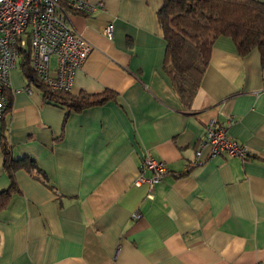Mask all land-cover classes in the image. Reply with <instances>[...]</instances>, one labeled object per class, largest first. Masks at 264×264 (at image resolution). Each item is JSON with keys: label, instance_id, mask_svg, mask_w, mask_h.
<instances>
[{"label": "crops", "instance_id": "0c3cea01", "mask_svg": "<svg viewBox=\"0 0 264 264\" xmlns=\"http://www.w3.org/2000/svg\"><path fill=\"white\" fill-rule=\"evenodd\" d=\"M79 1L103 7L68 10L92 47L70 94L111 90L116 100L67 115L37 87L25 91L31 83L17 62L0 121V194L11 186L3 136L14 158L39 169L16 171L18 190L0 209V264H264L259 51L241 56L231 37L218 38L186 107L164 68L163 0ZM212 121L247 149L246 160L193 164ZM148 153L168 168L153 188L137 185L153 177L141 172Z\"/></svg>", "mask_w": 264, "mask_h": 264}, {"label": "trees", "instance_id": "16d2710c", "mask_svg": "<svg viewBox=\"0 0 264 264\" xmlns=\"http://www.w3.org/2000/svg\"><path fill=\"white\" fill-rule=\"evenodd\" d=\"M158 18L167 44L164 68L172 80L174 90L186 107L191 106L199 92L210 64L214 44L222 36L231 37L234 40L241 56H247L258 50L264 72L263 2L163 0ZM22 68L29 82L44 94L47 101L68 109L67 115L73 112L80 113L116 100V93L111 90L100 95L81 93L79 96H73L67 91H51L37 79L30 66L28 54L22 61ZM8 92L9 90L5 91L9 102ZM9 109L10 102L6 114ZM2 150L4 168L11 180V186L0 194V209L5 206L12 193L18 190L15 181L16 171L39 169L31 158H14L5 136H3Z\"/></svg>", "mask_w": 264, "mask_h": 264}, {"label": "built area", "instance_id": "2783aa9c", "mask_svg": "<svg viewBox=\"0 0 264 264\" xmlns=\"http://www.w3.org/2000/svg\"><path fill=\"white\" fill-rule=\"evenodd\" d=\"M102 7V3L90 5L79 0H0V121L9 107L5 91L11 88V72L27 54L34 74L45 87L54 92L71 91L92 47L71 27L68 10L94 14ZM104 33L111 38L113 26H107ZM33 87L31 84L25 91L32 94ZM225 156L246 160L248 151L228 135L226 128L212 121L198 144L193 164ZM146 170L153 177L141 176L138 186L148 183L153 188L168 173L167 165L150 153L141 166V172Z\"/></svg>", "mask_w": 264, "mask_h": 264}]
</instances>
